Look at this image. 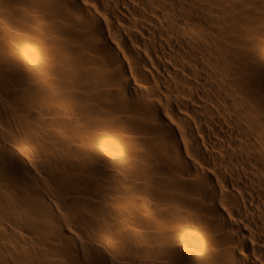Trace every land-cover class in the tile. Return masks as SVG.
Returning <instances> with one entry per match:
<instances>
[{"label":"bare ground","instance_id":"1","mask_svg":"<svg viewBox=\"0 0 264 264\" xmlns=\"http://www.w3.org/2000/svg\"><path fill=\"white\" fill-rule=\"evenodd\" d=\"M0 264H264V0H0Z\"/></svg>","mask_w":264,"mask_h":264}]
</instances>
